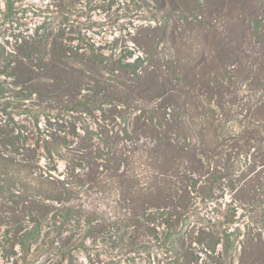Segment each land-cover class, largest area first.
<instances>
[{
	"label": "rangeland",
	"instance_id": "rangeland-1",
	"mask_svg": "<svg viewBox=\"0 0 264 264\" xmlns=\"http://www.w3.org/2000/svg\"><path fill=\"white\" fill-rule=\"evenodd\" d=\"M0 264H264V0H0Z\"/></svg>",
	"mask_w": 264,
	"mask_h": 264
},
{
	"label": "trees",
	"instance_id": "trees-1",
	"mask_svg": "<svg viewBox=\"0 0 264 264\" xmlns=\"http://www.w3.org/2000/svg\"><path fill=\"white\" fill-rule=\"evenodd\" d=\"M180 115H181L180 113H174L173 115H170L171 118L169 119V118H166V116L164 114L160 115L158 113L156 115L157 116V123L156 122L153 123V118L151 116H149V119L151 120V122L144 123L142 127L150 135H153V136L157 135V140L159 143H162L164 146H166L168 148H171V147L178 148L179 151L183 152V149H181V143L180 142L179 143L175 142L173 144V142L170 140V138H172L173 136L176 137L179 135L180 136L183 135V134H181L182 131L184 130V128H187L185 121H181V120L179 121ZM159 125L160 126L163 125L165 129L160 130L161 128H159ZM169 134L173 135V136H169ZM163 140L166 141L167 144ZM112 155L113 156L111 157V159L113 161H117L121 157V156L116 157L114 153H112ZM89 163H91V161H89ZM93 163H95V162H93Z\"/></svg>",
	"mask_w": 264,
	"mask_h": 264
}]
</instances>
